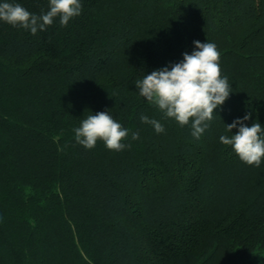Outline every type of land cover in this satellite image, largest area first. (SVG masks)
Wrapping results in <instances>:
<instances>
[{
	"label": "trees",
	"instance_id": "16d2710c",
	"mask_svg": "<svg viewBox=\"0 0 264 264\" xmlns=\"http://www.w3.org/2000/svg\"><path fill=\"white\" fill-rule=\"evenodd\" d=\"M80 3L36 35L0 21V264H264V158L247 165L219 139L249 113L264 127V0ZM197 40L232 88L199 139L135 85ZM99 112L129 130L123 151L76 143Z\"/></svg>",
	"mask_w": 264,
	"mask_h": 264
},
{
	"label": "clouds",
	"instance_id": "9594fccd",
	"mask_svg": "<svg viewBox=\"0 0 264 264\" xmlns=\"http://www.w3.org/2000/svg\"><path fill=\"white\" fill-rule=\"evenodd\" d=\"M80 0H49L48 10L42 14H34L20 3H0V21L13 27L30 30L32 35L45 31L56 18L61 26H67L70 19L81 14ZM195 49L191 54L185 52L183 61L160 70L152 71L143 79L135 82L140 96L146 98L150 105L157 107L164 116L174 119L181 127L191 124L192 136L199 139L209 127L214 113L222 106L232 92L226 76H222L220 68V52L212 42L194 41ZM251 113L243 119H237L226 126L231 137L221 135L220 142L231 146L239 159L250 166L259 167L264 158V127L259 122L247 126ZM142 123L151 124L159 134L164 126L156 119L148 116L140 117ZM75 141L86 149H93L98 141L111 151H123V142L129 136V130L115 120L108 112L88 115L74 128ZM139 134L133 133L132 140ZM131 145H127L130 147Z\"/></svg>",
	"mask_w": 264,
	"mask_h": 264
},
{
	"label": "rangeland",
	"instance_id": "374dc122",
	"mask_svg": "<svg viewBox=\"0 0 264 264\" xmlns=\"http://www.w3.org/2000/svg\"><path fill=\"white\" fill-rule=\"evenodd\" d=\"M263 257H264V250L257 254L258 260H262Z\"/></svg>",
	"mask_w": 264,
	"mask_h": 264
}]
</instances>
